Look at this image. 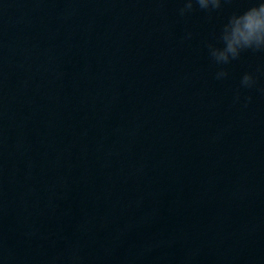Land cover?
Masks as SVG:
<instances>
[{"label":"water","instance_id":"obj_1","mask_svg":"<svg viewBox=\"0 0 264 264\" xmlns=\"http://www.w3.org/2000/svg\"><path fill=\"white\" fill-rule=\"evenodd\" d=\"M252 3L0 0V264H264V52L208 48Z\"/></svg>","mask_w":264,"mask_h":264},{"label":"clouds","instance_id":"obj_2","mask_svg":"<svg viewBox=\"0 0 264 264\" xmlns=\"http://www.w3.org/2000/svg\"><path fill=\"white\" fill-rule=\"evenodd\" d=\"M221 2L222 0H184V7L179 9V13L183 16L192 11L194 4L201 10H218ZM218 40L222 47L208 46L209 55L217 65L229 64L232 60L238 59L244 51L264 52V0H253L252 6L232 13L227 23L223 25ZM227 75V71L221 68L216 78L222 79ZM254 84L252 74L243 75L241 79L243 87H252Z\"/></svg>","mask_w":264,"mask_h":264}]
</instances>
